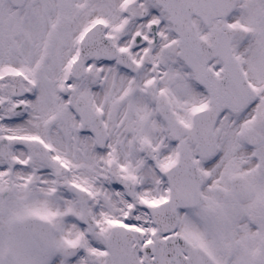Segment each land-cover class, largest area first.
Listing matches in <instances>:
<instances>
[{
	"label": "snow or ice",
	"instance_id": "6c2138e0",
	"mask_svg": "<svg viewBox=\"0 0 264 264\" xmlns=\"http://www.w3.org/2000/svg\"><path fill=\"white\" fill-rule=\"evenodd\" d=\"M0 264H264V0H0Z\"/></svg>",
	"mask_w": 264,
	"mask_h": 264
}]
</instances>
